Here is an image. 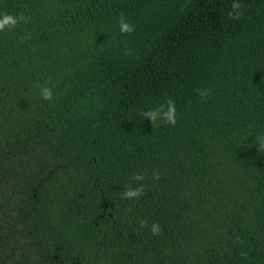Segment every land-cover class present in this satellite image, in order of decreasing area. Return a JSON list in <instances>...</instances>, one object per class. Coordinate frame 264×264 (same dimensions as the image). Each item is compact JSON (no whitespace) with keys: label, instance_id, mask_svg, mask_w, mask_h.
<instances>
[{"label":"trees","instance_id":"16d2710c","mask_svg":"<svg viewBox=\"0 0 264 264\" xmlns=\"http://www.w3.org/2000/svg\"><path fill=\"white\" fill-rule=\"evenodd\" d=\"M0 13V264H264V0Z\"/></svg>","mask_w":264,"mask_h":264},{"label":"clouds","instance_id":"9594fccd","mask_svg":"<svg viewBox=\"0 0 264 264\" xmlns=\"http://www.w3.org/2000/svg\"><path fill=\"white\" fill-rule=\"evenodd\" d=\"M232 8L236 10L235 12V18H238L240 15L239 9L240 4L234 2L232 4ZM22 19V17H14L11 14H4L0 13V31L4 30L5 28H8L11 30V28L15 27V25L19 22V20ZM119 29L120 32L123 33H131L133 31V27L131 24H129L126 21V18L121 16L119 20ZM197 94L204 98L207 97L209 94V89H197ZM40 94L44 100H50L53 96L52 89L48 87H43L40 90ZM141 116L145 120H149L151 123L156 121H162L165 124L169 125H175L176 124V104L175 101L172 99H168L165 103L160 104L159 106L155 108H150L144 112L141 113ZM256 144L257 149L259 152L264 153V135L258 136L256 138ZM135 179L137 181L142 180V176H135ZM156 179H159V176L156 175ZM142 192V187L135 189V190H126L123 193V198L125 199H133L140 195ZM141 226H144V222H142ZM150 231L153 235H158L161 231L160 225L158 223H153L151 225Z\"/></svg>","mask_w":264,"mask_h":264}]
</instances>
